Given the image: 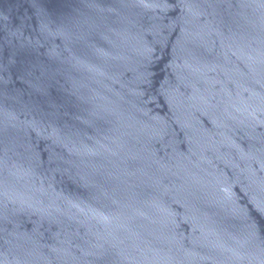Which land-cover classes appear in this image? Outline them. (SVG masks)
<instances>
[{
  "label": "water",
  "instance_id": "water-1",
  "mask_svg": "<svg viewBox=\"0 0 264 264\" xmlns=\"http://www.w3.org/2000/svg\"><path fill=\"white\" fill-rule=\"evenodd\" d=\"M0 264H264V0H0Z\"/></svg>",
  "mask_w": 264,
  "mask_h": 264
}]
</instances>
